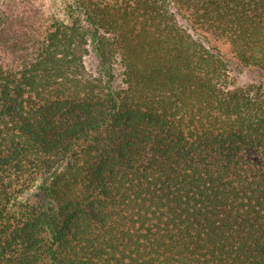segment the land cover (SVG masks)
<instances>
[{"label":"trees","instance_id":"1","mask_svg":"<svg viewBox=\"0 0 264 264\" xmlns=\"http://www.w3.org/2000/svg\"><path fill=\"white\" fill-rule=\"evenodd\" d=\"M64 2L0 0V264H264V84L229 74L264 80V0Z\"/></svg>","mask_w":264,"mask_h":264},{"label":"rangeland","instance_id":"2","mask_svg":"<svg viewBox=\"0 0 264 264\" xmlns=\"http://www.w3.org/2000/svg\"><path fill=\"white\" fill-rule=\"evenodd\" d=\"M52 7L59 13H63V9L65 6L64 0H49ZM219 48L221 53H224L225 55L229 56V46L225 43H219ZM231 56V55H230ZM86 68L89 71H96L97 63L95 56L93 54H89L86 57H84ZM229 74L231 77V80L238 85H244L250 82H263L264 80L261 79V77L253 70L248 68H241L236 63H232L229 68Z\"/></svg>","mask_w":264,"mask_h":264}]
</instances>
